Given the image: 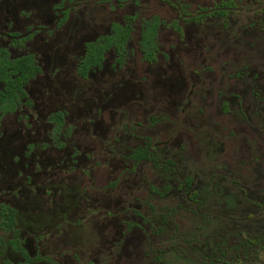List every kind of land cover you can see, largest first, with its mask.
Listing matches in <instances>:
<instances>
[{"label":"rangeland","instance_id":"obj_1","mask_svg":"<svg viewBox=\"0 0 264 264\" xmlns=\"http://www.w3.org/2000/svg\"><path fill=\"white\" fill-rule=\"evenodd\" d=\"M171 1L175 5L169 0H91L94 4L86 13L76 12L63 28L62 43L79 47L91 30L101 33L109 21H122L125 14L136 13L120 67L109 69L115 55L112 48L105 53V71L81 79L73 75L74 57L69 53L67 69L73 78L59 75L49 106L38 107L43 113L65 106L69 122L75 129L78 124L66 138L67 148L48 149L52 155L65 156L73 146L78 153L71 164L48 157L52 162L46 164L44 182L50 194L43 192V184L33 194L27 193L21 183L11 184L8 175H3L13 168L12 155L22 148L24 138L16 139L11 147L0 144V178L6 180L1 185L18 191L14 199L19 209L17 228L29 237L28 244H38L45 254L36 260L183 264L199 257V251L213 253L216 240L206 233L228 218L223 215L206 222L214 215L209 211L201 215L197 203L182 196L184 190L175 183L188 173L195 176L193 186L213 191L204 207H217V199L226 192L234 193L238 206L243 188L251 189L252 198L264 200V26L253 23L261 17L258 9L264 0H237L226 18L208 14L199 21H195L201 16L195 15L199 7L217 0ZM176 3L184 5L185 12ZM153 15L159 21L155 44H151L154 60L149 62L142 56L139 40L143 21ZM190 15H194L192 20ZM46 83L43 76L33 82L32 95ZM91 93L107 102L96 126H81L83 105ZM4 119L2 127L15 121L12 113ZM143 139L155 145L158 164L146 158L133 164L128 156L130 148ZM137 152L136 148L131 157L136 158ZM167 157L177 161L173 173L161 166ZM169 182L171 189L168 186L161 193ZM235 215L238 221L244 220L245 214L238 211ZM0 235L11 236L3 228ZM190 237L198 242L188 244ZM7 243L20 248L14 239ZM3 250L0 259L7 255ZM232 264H264V253Z\"/></svg>","mask_w":264,"mask_h":264},{"label":"flooded vegetation","instance_id":"obj_2","mask_svg":"<svg viewBox=\"0 0 264 264\" xmlns=\"http://www.w3.org/2000/svg\"><path fill=\"white\" fill-rule=\"evenodd\" d=\"M218 1L219 0L214 1L210 6L199 7L201 10H198L195 15L201 14L202 17H204L208 14H212L209 10L214 7ZM169 2L174 4L171 0H169ZM93 4L94 2H91V0H85L83 2L80 0H0L1 54H6L7 57L10 58L30 55L33 62L38 67V70L22 84L24 94L19 96L14 106L4 110L0 109V144L11 147L16 144V142H14L16 139L21 137L24 138L21 144L22 148L17 154L12 155L11 164L13 168L11 169L9 166V174L3 173V175H8L7 180L11 181V184L19 185V183H21L22 186L20 187L24 188L27 193L33 194V192H36L40 187L42 188L43 184V188L46 186L43 192L50 194L49 185L45 184L46 178L48 177L46 168L47 163L55 160L62 164L67 162L71 164L75 163L77 160L78 153L73 146H71L69 152H66L65 156L52 155V151H48V149L51 148L55 150H64L68 146L66 138H69L70 134L75 129L73 123L69 122L67 118L69 108L57 106L55 108H47L43 113L38 108L46 104L49 106L48 99L51 97L54 89L57 88L54 83L61 80L60 76L64 79L68 75L73 78L71 74H68L67 69V63H70L69 53L73 54L74 57L71 61L74 66L73 75L75 73L77 77L85 80H87L90 74H102L105 71V53L111 51L112 48L115 51V55H113L112 61L109 62V69L115 70V68L120 67L124 61L128 39L121 49V53L118 52L113 45L105 46L102 52V59L100 61H93L98 47L101 46L99 43H104L105 36L113 32V25L115 23H124L123 19L122 21H109L107 30L101 33L96 32V29L91 30L82 43L80 40L79 47H77L75 43H62L61 36L65 33L63 30L71 22L72 16L75 15L76 12L85 14L88 6ZM176 5H178L181 11L180 4L176 3ZM61 12H64V14ZM131 15H134V19L136 18V13ZM202 17H196L195 21H199ZM190 19L192 20V18ZM140 47L141 51H143V58L149 62L153 61L154 56L152 59L146 58L141 44ZM41 76L46 77L47 86H40L39 93L34 96L29 87L33 82L36 83L39 81ZM255 88L254 91L257 92ZM104 93L106 92L104 91ZM93 96L94 98L92 100L91 98ZM97 97L98 99L100 98V96H96L95 93H91L90 97L85 101L82 113L85 116H82L83 123L81 122V126L84 124L88 127L91 125L96 126V123L101 120L103 113L102 108L107 101H100ZM11 113L14 114L15 121H13L10 127L6 125L2 127L3 121L5 120L4 118ZM77 126L78 124L76 125V129ZM139 146L147 148L151 154L156 156L155 145H150L148 139H143L141 143L130 148L128 152V156L134 161L133 164L141 159H145L143 157H131V154L134 153ZM32 147H34L33 151H31ZM44 156H46V158ZM50 156L56 157H52V161L48 162V157ZM150 161H152L154 165L158 164L156 162L157 160ZM166 163L169 164L168 168L166 167ZM176 165L177 161L172 157L164 158L161 164L164 170H170L172 173L176 170ZM7 171L8 170L5 172ZM188 176L195 177L193 174L188 173L181 177V179L175 183V186H180V180ZM5 181L6 180L2 177L0 178V195L3 194L6 198L0 200V228H3L4 231H9L11 236L4 237L0 235V238L4 240L2 244L0 243V248L4 249L3 252L7 253V255L0 259V264H49L35 259L39 254H45H42L38 244H28L29 237L22 236L19 232L17 228V214L19 209L14 202V199L18 196V191H11L5 187L6 185H1L4 184ZM30 185L34 186L33 190H31ZM169 185L171 189V182H169ZM179 188L180 190H184L181 186ZM8 218L10 220L11 218L14 219V222L10 223L11 221H9ZM126 220L130 219L126 218ZM9 224H11V226ZM8 239L16 240L20 248L13 249L7 243ZM32 239L35 240L36 238L32 237Z\"/></svg>","mask_w":264,"mask_h":264},{"label":"trees","instance_id":"obj_3","mask_svg":"<svg viewBox=\"0 0 264 264\" xmlns=\"http://www.w3.org/2000/svg\"><path fill=\"white\" fill-rule=\"evenodd\" d=\"M237 4L236 0H219L209 11L212 14H217L226 18L233 12ZM183 6L184 5H181V9L185 12ZM258 10L260 11L261 17L255 19L253 23L259 24V26L263 28L264 5ZM192 17H194V15H190V18ZM199 17H202V15ZM133 19L134 15L126 14L123 17L124 23H115L113 25V32L105 36L104 43L98 42L101 46L98 47L93 61H100L102 59V52L105 46L113 45L116 50L121 53V49L133 29ZM158 21V16L153 15L150 19L144 20L141 25L139 42L142 45L145 57L148 59H152L154 56V49H152L151 44H155L153 39ZM37 70L38 67L33 62L30 55L10 58L7 57L6 54H1L0 51V109L4 110L14 106L19 96L24 94L22 84ZM137 149L138 158L143 157L153 161L157 160L156 156L151 154L147 148L139 146ZM168 166L169 164L166 163L167 168ZM193 180L194 178L191 176L180 180V186L184 189L185 193V195L182 196H186L188 199L191 198L193 202H196V205H198L197 207L201 210V215H203L204 211H209L210 214L214 215L208 219L202 217L206 222L214 218L220 220L223 215H225L228 220L223 225L221 224V226L218 225L214 227L212 232L206 233L208 236L210 234V237L216 240L213 253L206 254L199 251V257L197 254L193 258H189L190 260L185 261L183 264H232L235 261L252 259L254 256L259 255V252L264 253V200H260L263 197L259 200L254 199L249 193L251 189L243 188L241 189V196H243V199L240 200L242 204L237 206L234 193L226 192L224 197L217 199V207L208 208L204 207V203L207 202L208 196L213 193L212 189H208L206 186H193ZM168 186L170 187L169 183L164 184L160 192L163 194L166 193V190L169 189ZM152 187L156 188L155 186ZM238 211L245 214V216H241L242 219H244L243 221L237 220L238 217L235 214ZM161 216L162 218L164 217L163 219H166V213L161 212ZM8 220L11 221L10 223L14 222L12 218L11 220L8 218ZM9 225L11 226V224ZM173 225L176 227L175 223H173ZM200 228H203V226H200ZM222 230L223 232L220 234ZM186 242L194 245L198 240L194 237H190ZM200 242H202V240ZM215 253L216 255H214Z\"/></svg>","mask_w":264,"mask_h":264}]
</instances>
